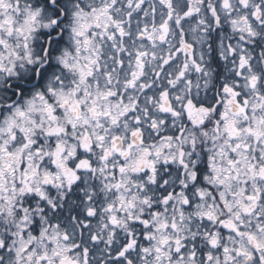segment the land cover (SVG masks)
Instances as JSON below:
<instances>
[{
	"label": "snow or ice",
	"instance_id": "6c2138e0",
	"mask_svg": "<svg viewBox=\"0 0 264 264\" xmlns=\"http://www.w3.org/2000/svg\"><path fill=\"white\" fill-rule=\"evenodd\" d=\"M0 264H264V0H0Z\"/></svg>",
	"mask_w": 264,
	"mask_h": 264
}]
</instances>
